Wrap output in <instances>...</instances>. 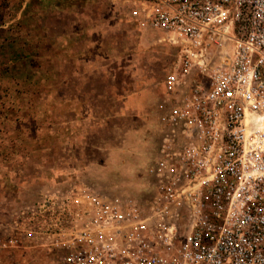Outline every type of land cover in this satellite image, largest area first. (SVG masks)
Listing matches in <instances>:
<instances>
[{
    "label": "built area",
    "instance_id": "obj_1",
    "mask_svg": "<svg viewBox=\"0 0 264 264\" xmlns=\"http://www.w3.org/2000/svg\"><path fill=\"white\" fill-rule=\"evenodd\" d=\"M124 1L140 27L181 45L150 193L46 192L9 216L0 253L42 245L56 264H264V0Z\"/></svg>",
    "mask_w": 264,
    "mask_h": 264
},
{
    "label": "rangeland",
    "instance_id": "obj_2",
    "mask_svg": "<svg viewBox=\"0 0 264 264\" xmlns=\"http://www.w3.org/2000/svg\"><path fill=\"white\" fill-rule=\"evenodd\" d=\"M20 1L0 0V229L19 207L46 192L65 195L75 187L144 200L151 189L146 170L164 129L161 116L178 94L166 91L165 80L181 45L163 31L140 27L124 0H53L47 7L31 0L19 22ZM36 29L41 36L22 35ZM75 30L81 34L66 36ZM86 43V54L68 59V46ZM88 62L92 80L84 90H104L111 103L112 88L121 112L92 120L85 146L68 152V78L77 83L81 72L74 67ZM68 156L69 166L78 169L73 180ZM57 254L25 246L0 253V264H56Z\"/></svg>",
    "mask_w": 264,
    "mask_h": 264
},
{
    "label": "crops",
    "instance_id": "obj_3",
    "mask_svg": "<svg viewBox=\"0 0 264 264\" xmlns=\"http://www.w3.org/2000/svg\"><path fill=\"white\" fill-rule=\"evenodd\" d=\"M40 5L47 7L51 6L53 0H35ZM66 1V0H65ZM83 1V0H80ZM20 8L18 10V13L16 15L17 21H23L25 18V14L28 13L32 7L31 0H21L20 1ZM54 9L61 11V8L55 7ZM44 12V11H42ZM49 14V12H44V14ZM46 18V17H45ZM40 22L44 20L43 16H40L38 18ZM26 33V34H25ZM80 33V32H79ZM78 31H71L70 35H66L71 37H75L79 34ZM81 34V33H80ZM22 35H32V36H41L42 32H39V30L33 31V34L31 32H22ZM45 35V34H44ZM87 49L90 50L89 45L84 44V48H75L73 46H68V59H77L81 57L82 55L87 53ZM67 51V50H66ZM80 68L81 76L76 78L78 80L77 83L74 85L69 82L68 78V152L73 149L74 147H83L85 146V140L84 136L88 133L89 130H91L94 126L92 123L95 118L99 117H109L118 115L119 112H121L120 108V97L118 95H115L114 90L111 91V89L108 91V96H111V103H106L105 100V91L102 90L101 92L96 91L95 89L89 87L87 91L84 90V85L88 81V85L91 86V80L92 78L88 75V72L90 71L92 65L88 62L86 64L80 65V67H74V69ZM70 85L71 90L70 91ZM118 113V114H117ZM80 129L79 135L72 136L73 131L76 129ZM90 128V129H87ZM70 139V140H69ZM99 147H97L98 149ZM46 161V160H44ZM71 159L68 156V180H73L76 174L78 173V169L76 167L69 166ZM103 165V163H100ZM40 167V166H38ZM59 175V174H58ZM67 175V174H66ZM25 183V178L21 179L18 183V187L22 186Z\"/></svg>",
    "mask_w": 264,
    "mask_h": 264
}]
</instances>
